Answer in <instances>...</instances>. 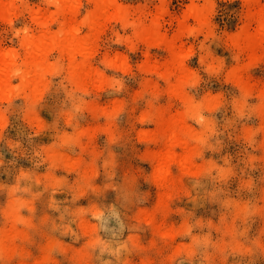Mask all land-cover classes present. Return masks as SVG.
Wrapping results in <instances>:
<instances>
[{"label": "rangeland", "instance_id": "1", "mask_svg": "<svg viewBox=\"0 0 264 264\" xmlns=\"http://www.w3.org/2000/svg\"><path fill=\"white\" fill-rule=\"evenodd\" d=\"M60 3L17 0L0 19L19 62L50 46L43 79L0 97V264H264V43L251 60L236 38L264 0H118L129 17L90 41L83 79ZM73 4L85 38L94 3ZM173 47L185 69L167 77ZM176 114L186 148L164 136Z\"/></svg>", "mask_w": 264, "mask_h": 264}, {"label": "bare ground", "instance_id": "2", "mask_svg": "<svg viewBox=\"0 0 264 264\" xmlns=\"http://www.w3.org/2000/svg\"><path fill=\"white\" fill-rule=\"evenodd\" d=\"M48 1L53 2L54 0ZM74 1L75 0H62L53 19L58 20L61 17L63 18V21L59 22L61 27L58 39L61 44L65 43L66 46L70 47L68 52L69 64L73 69L75 77L83 79L91 77L94 73L90 67V58L87 54L90 41L98 36L107 21L115 17L128 19L127 17H129L130 11L127 7L119 4L118 0H92L95 7L89 21L90 33L89 36L81 38L78 36L79 30L75 26L78 10L73 4ZM245 1L249 8L258 3V0ZM16 2L17 0H0V19H7L10 17L12 11L16 7ZM193 15L199 21L202 20L203 16L201 12H197ZM253 20L257 22L256 31L251 32L249 28H245L236 36L237 41L240 42L251 60L255 59L258 49L264 43V7L258 9V11L253 14ZM141 24L142 23H140L139 26L136 25L137 38L139 37V39L144 41H151L158 32L156 25L145 26ZM46 39L47 37L43 36L37 38L35 41L33 40L32 43L30 42L31 47L27 50L24 57L21 58L20 62L16 55L12 54V52L6 54L5 50L0 47V97L11 85L14 78H20L29 86H35L43 79L46 66H48L50 50L49 42ZM53 45L58 46V43ZM172 50V57L165 63L166 71L164 75L167 77L173 75V73H182L185 69V60L183 56L174 52V47ZM78 55H81L80 60L77 58ZM182 80L183 77H180L177 84ZM177 84L173 86L175 90L180 87V84ZM183 119L181 114H176L173 115L172 118L166 119L163 123L164 136L168 138V142L172 147L180 146L186 148L189 146V142L182 137L185 128ZM168 158L167 155L164 157H159L157 155L160 164L165 162ZM178 181V177L175 178L171 175L170 182L177 184Z\"/></svg>", "mask_w": 264, "mask_h": 264}]
</instances>
